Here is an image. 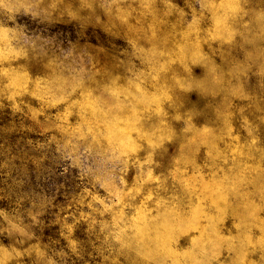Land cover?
<instances>
[{
    "label": "rangeland",
    "instance_id": "obj_1",
    "mask_svg": "<svg viewBox=\"0 0 264 264\" xmlns=\"http://www.w3.org/2000/svg\"><path fill=\"white\" fill-rule=\"evenodd\" d=\"M0 264H264V0H0Z\"/></svg>",
    "mask_w": 264,
    "mask_h": 264
}]
</instances>
